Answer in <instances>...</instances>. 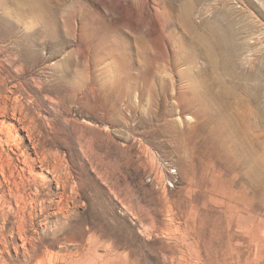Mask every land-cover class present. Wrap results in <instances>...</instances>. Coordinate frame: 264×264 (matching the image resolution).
<instances>
[{"label":"rangeland","instance_id":"1","mask_svg":"<svg viewBox=\"0 0 264 264\" xmlns=\"http://www.w3.org/2000/svg\"><path fill=\"white\" fill-rule=\"evenodd\" d=\"M4 103L0 264H264V0H0Z\"/></svg>","mask_w":264,"mask_h":264},{"label":"bare ground","instance_id":"2","mask_svg":"<svg viewBox=\"0 0 264 264\" xmlns=\"http://www.w3.org/2000/svg\"><path fill=\"white\" fill-rule=\"evenodd\" d=\"M228 22H229V20H227L226 23H228ZM231 38H233V34H232V32L229 29L226 32L224 31L222 33L221 40L223 42L224 41L228 42V40H231ZM10 94H13V91H10ZM3 101H4V99H3ZM2 105L3 106L5 105V106L4 107L2 106L3 108H1V105H0V177L3 178V180L0 179V191H2V189H3L4 192L5 191L7 192L8 199H14L15 205L18 208L17 209V213L20 215V218H21L20 222L23 223L24 220H25V217H26L25 215L27 213L26 212V205L29 203V206L31 208L32 203H33V200H30L31 196L29 197L28 191H29V189L31 187V184L33 182V179H32L33 178V173L32 172H33V169H34L33 167L35 166L34 163H35L36 160H35V157L33 158L31 155L29 156L28 154H26L24 152V153H22L23 160H22V162L20 161L21 163L19 162L20 164H22V166H19V163L17 161L18 158L16 159L14 156L16 155L17 151L20 148V145L18 143V141L20 139L17 137V135L15 136L14 134L17 131L15 124H18L20 119L18 118V116L16 114L17 113L16 108L13 106L11 108L12 109L11 110V114L8 117V119L11 120L13 123L11 122V124H6L5 120L7 119V116H8V114H7L8 107H7V104H5V103L2 104ZM9 109H10V107H9ZM3 119H4V121H3ZM28 137L30 138V134L29 133H28ZM49 170H50V168H49ZM70 178H71V176L68 175V174L67 175H59L58 178L55 180L56 181L55 184L58 187L59 204L61 205V208L59 207L60 210L61 209L63 210L65 208L69 209V207H68L69 203L68 202H69V198L70 197L66 195V185H67L66 181L69 180ZM61 180H63L62 183H60ZM75 191H76V189H75ZM73 221H76V220L73 219ZM58 228L59 227L56 228V231H57ZM58 231H59V229H58ZM19 233H20V231H19ZM43 237H45V236H43ZM57 240H59V239H57ZM98 240L99 239L96 237V233L93 231L89 235V238H88V243H89L88 251H89V253L90 252H95V249H96L97 245L99 244ZM108 256H109V258L106 260V263H108V261L114 260V258H116V254L113 253V251L111 249H109L107 257ZM61 263L62 264H66V262L64 263L63 261Z\"/></svg>","mask_w":264,"mask_h":264},{"label":"built area","instance_id":"3","mask_svg":"<svg viewBox=\"0 0 264 264\" xmlns=\"http://www.w3.org/2000/svg\"><path fill=\"white\" fill-rule=\"evenodd\" d=\"M162 164L163 165H167L168 163L166 162V161H164V162H162ZM169 168V173H170V175H171V179L167 182V184L169 185V186H172V181H173V176H175V174H176V171L174 170V169H172L171 167H168ZM147 181H149V182H152V179H148Z\"/></svg>","mask_w":264,"mask_h":264}]
</instances>
